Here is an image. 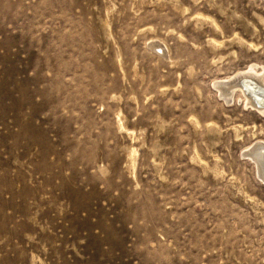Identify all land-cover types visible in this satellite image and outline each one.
<instances>
[{"label":"rangeland","instance_id":"374dc122","mask_svg":"<svg viewBox=\"0 0 264 264\" xmlns=\"http://www.w3.org/2000/svg\"><path fill=\"white\" fill-rule=\"evenodd\" d=\"M250 69L264 0H0V264H264Z\"/></svg>","mask_w":264,"mask_h":264},{"label":"bare ground","instance_id":"6f19581e","mask_svg":"<svg viewBox=\"0 0 264 264\" xmlns=\"http://www.w3.org/2000/svg\"><path fill=\"white\" fill-rule=\"evenodd\" d=\"M159 48L160 50L163 51L162 48L164 47L160 46ZM243 78H249L250 80H253L254 82L245 81V80L241 82V79ZM256 84H259L260 89L264 90V73H262L261 75L257 73L256 71H254L253 69H250L249 71H245V72L243 71L240 73H236L233 77L223 82L219 86V92H220L219 94L224 95L226 98H230L232 100L234 98V95H236L235 92H239L243 96L241 97L244 98L243 101L245 102L246 105L248 104L252 106L256 111H259V113L260 112L263 113L264 109H258L255 107L256 103L259 104L260 106L264 105V92L260 91V89H258ZM245 153L247 157L251 158L255 162V164L257 165L258 171L260 173L261 179H263L264 181V174H263L264 173V145H262L259 142H256L253 148L251 149L250 147H248Z\"/></svg>","mask_w":264,"mask_h":264},{"label":"water","instance_id":"95a60500","mask_svg":"<svg viewBox=\"0 0 264 264\" xmlns=\"http://www.w3.org/2000/svg\"><path fill=\"white\" fill-rule=\"evenodd\" d=\"M244 80H245V81H250V82L253 81V80H250L249 78H243V79H241V82H243ZM253 82H254V81H253ZM256 86L258 87V89H260V85H259V84H256ZM260 91L264 92V90H261V89H260ZM251 96H252V95H251ZM255 107L258 108V109H264V105L260 106V105L257 104V103L255 104ZM247 155H248V154H247ZM252 158H253V156H252Z\"/></svg>","mask_w":264,"mask_h":264}]
</instances>
